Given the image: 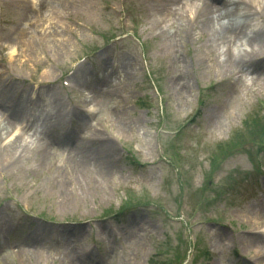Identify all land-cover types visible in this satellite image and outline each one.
Listing matches in <instances>:
<instances>
[{"label": "rangeland", "instance_id": "rangeland-1", "mask_svg": "<svg viewBox=\"0 0 264 264\" xmlns=\"http://www.w3.org/2000/svg\"><path fill=\"white\" fill-rule=\"evenodd\" d=\"M155 2L37 0L15 37L27 0H0V145L51 109L28 155L0 149V264H264V0L229 28L199 25L217 0Z\"/></svg>", "mask_w": 264, "mask_h": 264}, {"label": "bare ground", "instance_id": "bare-ground-1", "mask_svg": "<svg viewBox=\"0 0 264 264\" xmlns=\"http://www.w3.org/2000/svg\"><path fill=\"white\" fill-rule=\"evenodd\" d=\"M217 1L221 5L215 7L214 10L212 9L208 10L206 8H201V9L199 8L197 14L199 15V18H200L199 25L201 27L212 26L210 23L212 22L211 13L213 11L214 12L219 11V14L217 15L218 16L217 19L219 20L221 18H225L228 28H229L228 24H231V25L234 24V22L236 21V18L240 19L243 17L244 18L249 17L250 20L247 19V23H249L251 22V20L253 21L254 11L256 9V6L261 5L263 3V0H217ZM189 3L191 5L192 3L191 0H156L155 5H154L155 7L154 14L159 5L160 6L162 5V10L168 9L167 13L170 12L171 10L172 12H174L175 10H177V8L175 7L178 6L179 7L178 10L180 13L188 14V13H191V9L188 6ZM220 10H222L223 12H220ZM159 13L160 11H158L156 16L159 15ZM162 14H164L163 11H162ZM259 17L264 23V14L263 15L259 14ZM153 26L157 27L158 23L157 22L153 23ZM231 32L232 34L233 33L236 34V31H231ZM250 33H251L250 38L252 40L260 39V41H264V26L262 28H256L255 30H252ZM232 34L230 33L229 35H227V37L234 38ZM221 36L224 37V34H222ZM234 60L239 62L236 58H234ZM46 110L41 107H36L34 105L32 109H30L28 113L25 114L26 116H24L22 118V121H20L22 125L21 134L16 138V140L11 141L12 143L5 141L3 145L2 144L0 145L1 150H6V149L8 150L9 157H5V159H9L10 157L14 156L17 150L19 152L18 156L22 154L28 155L29 145L32 142L36 141V138L33 136L34 133L31 131H34L35 127H38V126H42L44 129H46V126L50 123L47 117L51 109L46 108ZM95 112H96V109H95ZM15 114H18V112L16 111L12 112V115H15ZM82 120L84 121L88 119L82 118ZM7 131L8 129L5 125L0 126V142H2V140L5 139V135L7 134Z\"/></svg>", "mask_w": 264, "mask_h": 264}, {"label": "trees", "instance_id": "trees-1", "mask_svg": "<svg viewBox=\"0 0 264 264\" xmlns=\"http://www.w3.org/2000/svg\"><path fill=\"white\" fill-rule=\"evenodd\" d=\"M255 121H256V119H253L252 123H250V126H253V128H255V126H256V125H255ZM248 127H249V125L247 124L246 127L241 128L240 130H243V131L245 130V131H247V128H248ZM262 127H263V126H262ZM262 127H261V128H262ZM242 135L244 136L245 133H243Z\"/></svg>", "mask_w": 264, "mask_h": 264}]
</instances>
